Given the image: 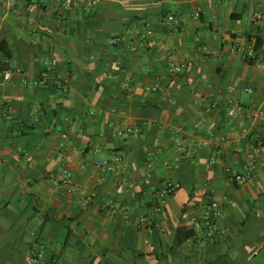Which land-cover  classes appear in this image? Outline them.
I'll return each instance as SVG.
<instances>
[{"label":"crops","instance_id":"0c3cea01","mask_svg":"<svg viewBox=\"0 0 264 264\" xmlns=\"http://www.w3.org/2000/svg\"><path fill=\"white\" fill-rule=\"evenodd\" d=\"M1 40L0 264L33 249L60 264H264V0H0ZM117 154V170L98 164ZM167 181L180 188L156 215ZM212 201L225 232L206 236Z\"/></svg>","mask_w":264,"mask_h":264},{"label":"built area","instance_id":"2783aa9c","mask_svg":"<svg viewBox=\"0 0 264 264\" xmlns=\"http://www.w3.org/2000/svg\"><path fill=\"white\" fill-rule=\"evenodd\" d=\"M62 1V4L66 10H73L77 8L82 0H60ZM187 3H192V2H199L201 0H184ZM189 12L191 14H196L198 15L193 8H189ZM176 22V17L174 15H168L165 19L166 24H174ZM147 34H152L151 30L147 32ZM112 43L114 45H119L120 44V39L119 38H114L112 40ZM202 50L206 52L208 50L207 46H203ZM238 50V49H237ZM238 52V51H237ZM241 57L243 59H248V58H254L256 55V49L253 44H250L246 46L245 48H240L239 51ZM195 63L193 61H185L182 63H172L169 68L168 72L172 75L179 74L183 70L185 71H192L194 70ZM49 76V72L46 70L42 76L41 79L45 80ZM162 84L161 81H156L155 83L149 85L147 89L151 92H156L157 90L161 89ZM62 88V86H61ZM65 88V87H63ZM245 92L249 94H253V89L246 87L243 89ZM236 110L234 108H231L229 110L230 115H235ZM139 130H131V133H137ZM262 146V142L258 141L257 142V148L258 150L260 149L259 147ZM182 153L184 155L186 154L185 149H181ZM100 166H102L106 170H117V166H120L123 164V158L117 154L115 155L114 159L112 162H98ZM72 172L68 169L63 170V179L62 181L67 185V186H73V179H72ZM255 176L254 172V167H250L246 172L244 173H234L232 176L233 182L236 184L242 185L245 182H247L249 179L253 178ZM103 180V179H102ZM118 183L123 189H125L127 192L132 190L135 186L133 182L128 180L126 177H119ZM180 184L178 182L174 181H167L163 185L161 189L157 191L155 194L156 200L154 204V210L155 214L161 213L166 205L168 204L169 200L175 195V193L179 190ZM96 194L92 195H87L83 197L81 200V205L83 208H89L95 199ZM114 207L117 208V204H113ZM219 205L217 202L212 201L209 205L208 208V216L205 219V223H198L197 226L201 229L202 234L204 235H212V234H221L225 232V228L223 226H220L218 224V215L220 214L219 212ZM139 225L146 229L149 232H153L156 228H158V223L156 221L155 216H142L139 220ZM30 264H60L59 258L57 257H48L46 254H44L41 251L34 250L31 252V257H30Z\"/></svg>","mask_w":264,"mask_h":264},{"label":"trees","instance_id":"16d2710c","mask_svg":"<svg viewBox=\"0 0 264 264\" xmlns=\"http://www.w3.org/2000/svg\"><path fill=\"white\" fill-rule=\"evenodd\" d=\"M257 47H258V44L257 45H255V49L257 50ZM0 52H3L4 54H5V56H6V58H7V60L8 59H10V53L6 50V48H5V42H4V40H1L0 41ZM8 70V68L6 67V63L3 65V64H1L0 63V72H5V71H7ZM118 73V72H117ZM123 99H121V100H119L120 102L122 101Z\"/></svg>","mask_w":264,"mask_h":264}]
</instances>
